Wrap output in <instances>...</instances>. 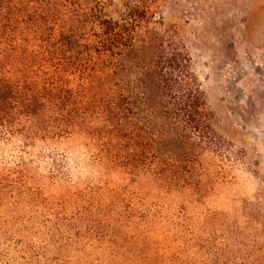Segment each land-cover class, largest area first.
<instances>
[{"label": "rangeland", "instance_id": "374dc122", "mask_svg": "<svg viewBox=\"0 0 264 264\" xmlns=\"http://www.w3.org/2000/svg\"><path fill=\"white\" fill-rule=\"evenodd\" d=\"M144 1L216 147L129 172L82 134L0 138V264H264V0Z\"/></svg>", "mask_w": 264, "mask_h": 264}, {"label": "trees", "instance_id": "16d2710c", "mask_svg": "<svg viewBox=\"0 0 264 264\" xmlns=\"http://www.w3.org/2000/svg\"><path fill=\"white\" fill-rule=\"evenodd\" d=\"M153 17L144 0H0V138L82 134L129 172L216 147L191 58Z\"/></svg>", "mask_w": 264, "mask_h": 264}]
</instances>
